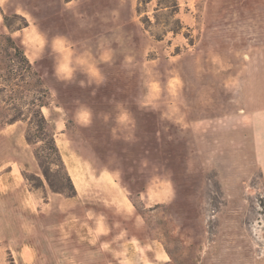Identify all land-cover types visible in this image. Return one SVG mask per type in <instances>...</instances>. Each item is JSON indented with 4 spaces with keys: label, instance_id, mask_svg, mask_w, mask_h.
<instances>
[{
    "label": "rangeland",
    "instance_id": "obj_1",
    "mask_svg": "<svg viewBox=\"0 0 264 264\" xmlns=\"http://www.w3.org/2000/svg\"><path fill=\"white\" fill-rule=\"evenodd\" d=\"M1 34L20 45L42 90L0 85V166L17 164L24 191L39 204L69 193L28 126L41 101L65 170L80 192L91 185L76 211L102 213L145 245L124 264H161L156 249L164 264H264V190L241 156L243 132L233 126L219 156L209 127L194 130L264 108L242 95L264 81V0H0ZM56 205L34 219L20 212V242L40 248L33 264H109L107 252L57 238Z\"/></svg>",
    "mask_w": 264,
    "mask_h": 264
},
{
    "label": "crops",
    "instance_id": "obj_2",
    "mask_svg": "<svg viewBox=\"0 0 264 264\" xmlns=\"http://www.w3.org/2000/svg\"><path fill=\"white\" fill-rule=\"evenodd\" d=\"M242 95H257V100H264V81L258 78L254 85L245 84ZM236 122V125L233 123ZM196 124V123H195ZM209 127V136L216 142L224 145L225 150L219 149V156L228 154L227 144L232 142V128H238L243 132L240 148L245 162L252 170H258L264 190V108L253 112H240L235 117L214 118L208 121H199L194 125V130H202L204 126ZM198 128V129H197ZM243 159V157H241ZM67 174L76 191L73 198L59 199L58 197H48L47 201L39 204L36 199L30 196L28 191L21 188L20 172L16 163L8 162L0 166V259L5 256L10 257L16 264H33L40 255V248L34 239L20 242V212L27 213L34 218L40 215L48 216L49 210H53V205H58L57 213L61 216L56 222L54 229L58 239L63 242L72 240L77 247H90L92 250L105 251L109 254V264H124L130 256L137 252L138 247H144L137 238L130 235L129 230L124 226L118 229L119 223L108 222L104 215L94 210L84 207L80 212L76 211V204L73 202L81 196V192L88 191L87 187H82L80 192L75 184L74 175L67 168ZM56 205V206H57ZM116 214L127 217L130 214L128 207L115 205ZM48 210V211H47ZM88 211L93 212V218L88 219ZM103 216L102 227L104 235L96 231L97 220ZM32 227L37 229L33 220ZM121 226V225H120ZM153 260L164 264L163 252L156 249Z\"/></svg>",
    "mask_w": 264,
    "mask_h": 264
},
{
    "label": "trees",
    "instance_id": "obj_3",
    "mask_svg": "<svg viewBox=\"0 0 264 264\" xmlns=\"http://www.w3.org/2000/svg\"><path fill=\"white\" fill-rule=\"evenodd\" d=\"M4 25H6V18H3ZM0 85H4L3 89L8 88L14 95H20L23 93H33L34 95H41L42 90L40 89L39 80L36 78V73L33 71L29 61L26 59L20 45H18L9 35H0ZM21 89V91H20ZM44 93V92H43ZM34 105V103H32ZM36 110L32 113L31 118L28 121L30 129H34L35 138L42 143V148L49 151L46 155L45 161L51 165L60 167L65 175L67 181V187L69 193L65 194V198H73L76 196V191L70 180V177L65 170L61 155L55 144L54 134L49 126L48 121L45 119L41 112V108L45 107V103L39 101L35 105ZM23 121L25 118H18L13 121ZM26 142L31 144L29 134L26 135ZM35 158L42 166V160L36 153ZM45 168V167H44ZM44 176H46V169H42ZM26 180L29 179L26 177ZM54 193L64 194L60 190H55Z\"/></svg>",
    "mask_w": 264,
    "mask_h": 264
},
{
    "label": "clouds",
    "instance_id": "obj_4",
    "mask_svg": "<svg viewBox=\"0 0 264 264\" xmlns=\"http://www.w3.org/2000/svg\"><path fill=\"white\" fill-rule=\"evenodd\" d=\"M55 73H56V76L58 79H61V80H65V81H70L72 79V76H67V75H64L61 70H60V66L58 65V63L56 62V68H55ZM103 79L104 78H101L99 80V82H96L97 84H100L103 82ZM83 86V84H82ZM128 116V115H127ZM128 119L130 120L129 116H128ZM87 216H88V219H92L93 218V212L92 211H88L87 213ZM102 222H103V216L101 215L100 218L97 220V227H96V231L98 232V234L100 235H104L106 233H104L103 231V227H102Z\"/></svg>",
    "mask_w": 264,
    "mask_h": 264
}]
</instances>
